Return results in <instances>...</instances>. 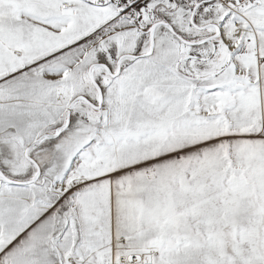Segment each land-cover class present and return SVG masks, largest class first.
<instances>
[{
	"label": "snow or ice",
	"instance_id": "1",
	"mask_svg": "<svg viewBox=\"0 0 264 264\" xmlns=\"http://www.w3.org/2000/svg\"><path fill=\"white\" fill-rule=\"evenodd\" d=\"M0 264H264V0H0Z\"/></svg>",
	"mask_w": 264,
	"mask_h": 264
}]
</instances>
